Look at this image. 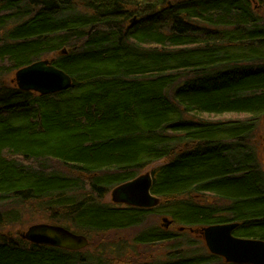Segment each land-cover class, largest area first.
<instances>
[{"label":"trees","instance_id":"trees-1","mask_svg":"<svg viewBox=\"0 0 264 264\" xmlns=\"http://www.w3.org/2000/svg\"><path fill=\"white\" fill-rule=\"evenodd\" d=\"M50 55L69 90L40 96L5 80ZM222 115L241 118L199 120ZM263 116L264 0H0V205L35 201L49 224L87 238L126 230L152 211L99 199L166 161L151 172L152 194L171 226L238 223L234 236L264 241V171L251 145ZM164 230L133 241L173 242L153 264H228ZM0 264L95 262L2 238Z\"/></svg>","mask_w":264,"mask_h":264},{"label":"water","instance_id":"water-1","mask_svg":"<svg viewBox=\"0 0 264 264\" xmlns=\"http://www.w3.org/2000/svg\"><path fill=\"white\" fill-rule=\"evenodd\" d=\"M137 18L131 22L135 26ZM66 54V51H63ZM15 83L23 92L49 96L69 90L73 81L63 70L55 67L49 60H40L16 72ZM264 121V118H263ZM153 176L151 173L139 175L135 179L113 189L111 196L116 205L139 209H155L161 199L152 194ZM164 228L171 221L165 218ZM238 223L213 225L199 230L210 254L221 257L228 264H264V241L241 239L234 236ZM180 231H184L183 228ZM21 238L31 244L48 246L70 252H80L90 245V240L82 234L59 225L37 224L21 234Z\"/></svg>","mask_w":264,"mask_h":264},{"label":"rangeland","instance_id":"rangeland-1","mask_svg":"<svg viewBox=\"0 0 264 264\" xmlns=\"http://www.w3.org/2000/svg\"><path fill=\"white\" fill-rule=\"evenodd\" d=\"M55 55H50L43 60H49L50 62L55 58ZM15 74L13 72L9 76L5 78L7 83L16 87L15 83ZM41 96V95H40ZM241 117L238 115H222V116H205L200 118L199 120H205L210 122H223V121H234L238 120ZM263 117L258 121V126L256 131L251 138V145L257 152L259 164L264 171V121ZM166 161H159L154 163L153 165L147 167L143 170L140 175L151 173L152 170L164 164ZM47 166L52 171L60 172L66 175H77L73 174V170L65 167L57 162L50 161L47 163ZM113 189L110 190L103 199H99L101 203L105 205H110L118 208H130L125 205H116L112 201V193ZM200 203H206L208 200L210 203H215L214 200L204 198L199 199ZM35 201H31L27 204H21L16 201L6 202L0 205V215L3 213H16L17 220H12L10 222H2L0 223V239L2 238H21V234L26 232L29 227L37 224H49V220L45 218L48 215L43 211H38V209L34 208ZM159 207L155 209H150L152 212L147 213L145 215L143 223L136 227L128 228L126 230H113L109 232H104L100 234H91L88 235L90 239V245L80 251L82 255H85L92 259L95 264H153L156 262H162L167 260V256L173 253V242L158 244V245H147V246H139L133 243L134 239L143 233L144 231L151 228H159L165 229L164 231L168 234L175 233H183V231H179V226H170L166 229L164 228L165 223L164 219L169 218L166 214H164L163 210H157ZM146 210V209H144ZM48 220V222H47ZM171 221V220H170ZM201 227H195L190 230H185L184 235H186L187 239H184L186 242L191 240L196 242V247L199 251L202 252L203 247H205V243L199 238V230ZM22 239V238H21ZM25 241V240H24ZM204 244V245H202ZM181 245V244H180ZM184 246V249L187 247ZM208 251V249L206 248Z\"/></svg>","mask_w":264,"mask_h":264}]
</instances>
